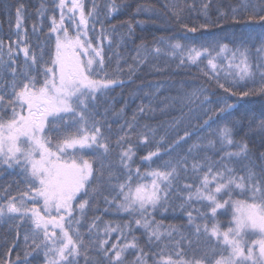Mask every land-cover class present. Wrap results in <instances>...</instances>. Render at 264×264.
<instances>
[{"label": "snow or ice", "instance_id": "snow-or-ice-1", "mask_svg": "<svg viewBox=\"0 0 264 264\" xmlns=\"http://www.w3.org/2000/svg\"><path fill=\"white\" fill-rule=\"evenodd\" d=\"M22 7L16 8L17 29L21 28ZM56 7L60 10V17L59 20L55 16L51 18L50 28V33L55 34L54 53L41 76L32 75L30 71L18 74L13 59L16 49L8 47V60L5 61L4 43L0 41V71H10L12 76L10 93L0 88V167L19 169V175L26 185V190L18 197L12 196L0 203V222H18L14 224L17 229L28 225L23 235V261L17 254L16 264H31L28 257L33 254L37 257L42 254L43 264H79L81 256L85 264H89V245L102 253L107 264H148V253L133 234V225L144 230L150 245H159L165 238L174 242V251L165 254L162 249L154 264H205V261L207 264H264V151H259L258 157L253 159L249 143L236 141L233 136L234 126L225 123L216 133L223 155L216 161H211L207 156L203 162L194 158L190 167L192 172L198 173L199 183H184L182 187L176 188L175 182L180 179L181 171L186 173L189 170L187 155H178L175 160L165 161L162 168L144 173H141L139 167L133 168L136 153L131 136L136 131L137 113L152 111L149 106L138 107L132 121L121 125L123 135L117 138L116 147L120 149L119 165L126 170L123 182L117 178V183L110 184L111 191L107 195H103L99 189H93L98 195H103L107 206L105 212L115 209L117 213H126L131 219L115 226L106 223L101 227L98 223L100 217H95L87 224L89 244L86 245L80 229L84 227L82 221L87 218V210L91 207L88 197L94 168L83 153L92 150L102 160L107 159L111 153L112 148L102 131V124L95 119L96 108L101 97L117 87H123L125 81L119 76L109 75L105 70L102 42L108 40L111 45L112 41L103 27V21L97 19L99 13L95 2L88 11L83 0H58ZM243 7L246 12L250 10L252 13L248 20L257 21L264 28V2L246 3ZM203 9L206 14L208 4H204ZM116 10L112 0L108 15ZM171 10L180 21L179 10L175 5L171 6ZM136 11L150 13L152 9L139 6ZM232 12V20L239 23L236 9L233 8ZM43 14L42 6L40 15ZM66 17L75 27L74 34H70L68 27H65ZM221 17L228 18L226 13L221 12L217 23ZM90 23L92 31H95V23L101 24L98 36L100 43L95 46L89 38ZM181 27L187 33H196L209 27V24L206 22L197 27L181 23ZM115 30L113 26L112 31ZM132 34L133 27L129 23L128 37L131 38ZM157 45L149 49L142 42V45L137 46L135 63L129 65V78L140 65L150 63L152 57H159L162 53L178 59L179 65L187 63L198 67L202 58H205L211 69L210 78L215 79L218 88L225 93L237 95L235 89L240 87L239 82H245V86L249 81L255 84L259 76V87L240 91L239 95H264V57H261L264 46L256 49L258 62L253 64L247 48L237 47L233 50L227 44L219 45L218 50L212 49L216 52L215 56L208 47L202 45L197 48L182 44L179 40L165 41L160 37ZM19 50L24 54L25 66L31 69L37 63L36 56L30 53L27 44ZM221 56L229 60V70L237 69L232 73L234 78L230 84L220 80L215 61ZM205 75L209 73L205 72ZM205 91L197 89L190 96L182 98V102L186 100L192 103L193 98L200 100L203 97L200 100L202 105L211 103ZM155 95V92L145 93L150 99ZM231 108L233 105L218 104L214 112L226 119L225 114L230 115ZM123 111L121 108L120 113ZM210 120L211 116L204 120V125H209ZM179 122L176 120L174 123ZM144 128L147 131L139 133L138 139L140 143L148 144L150 136L155 138L156 130L148 125H144ZM257 132L260 136L259 147L264 149V120L258 124ZM190 135L187 131L183 136L177 135L167 150L168 154L171 155ZM159 143L154 151L142 157V162H154L153 157H159ZM215 143L209 140L208 146L215 147ZM225 148H233L235 151H225ZM188 152L190 154L192 149ZM234 158L248 161L245 175H236L235 169L229 167L228 162ZM256 159L260 161L259 165ZM101 167H104L103 163ZM147 176L152 178L150 183L142 182ZM173 196L181 201L180 206L187 214L188 224L192 226L189 236L179 233L175 228L162 232L152 215L161 209L167 211ZM234 196L242 198L234 199ZM39 201H42V207L36 206ZM193 202L202 205V209L193 208ZM220 210L232 212V219L226 228L215 222L217 215L223 214ZM197 217L209 223H196ZM114 232L119 233L117 242L108 247L110 235ZM174 233L180 236L179 240L175 239ZM15 247L17 245L13 244L12 248ZM200 251L202 255L196 258L195 253ZM188 252L193 253L190 259H186ZM128 254L134 255L132 261L127 259ZM0 264L13 262L6 259L0 261Z\"/></svg>", "mask_w": 264, "mask_h": 264}, {"label": "trees", "instance_id": "trees-1", "mask_svg": "<svg viewBox=\"0 0 264 264\" xmlns=\"http://www.w3.org/2000/svg\"><path fill=\"white\" fill-rule=\"evenodd\" d=\"M86 11L91 10L93 2L97 6L99 13L97 19L103 21V27L111 36V45L108 40H104L103 55L105 57V70L109 75L119 76L124 80L123 87H117L110 91L106 96L100 98L95 119L102 124V131L108 137V142L112 148L107 159L102 160L93 154L92 150H85L84 158L93 164L94 177L91 188L89 189L91 207L87 210V218L82 221L84 227L80 229L84 234L86 245L89 244L87 235V224L91 223L95 217H100L98 223L101 227L106 223L113 226L117 223H125L131 219L126 213H117L115 209L105 212L107 207L103 200V195L111 191L110 184L117 183V178L123 182L125 171L119 165L118 153L120 149L116 147V140L120 135L121 125L125 122H131L134 113L140 106H149L153 110L143 114L137 113L136 131L131 136V143L136 155L133 157V168L139 167L141 173L156 168H162L165 161L175 160L177 156H188L189 170L185 173L181 171L180 179L175 182V187L180 188L184 183L198 184V173L191 171V164L195 158L203 162L204 157L211 161L219 160L223 155L220 152V144L217 138V129L225 123L233 127V136L236 141H245L249 143L252 149L253 159L258 157L259 151H264L260 146V136L257 132V126L261 120H264V95H249L243 97L239 95L240 91L248 88L259 87V76L256 77L257 83L251 81L239 82L240 87L235 91L237 95L225 93L218 88L216 80L210 78L211 69L207 65V59L202 58L199 66L192 64L179 65V60L168 54H161L159 57H152L150 63L140 65L134 75L129 78V65H134V58L137 55V46L146 43L149 49L158 46L160 37L165 41L179 40L182 44H188L200 48L202 45L209 48L212 55L216 52L212 49L222 44H227L229 49L237 47L247 48L250 52V59L253 64L258 62L256 49L264 46V28L257 21H249L248 16L251 11H245L243 5L246 3L260 4L264 0H114L117 10L108 15V7L112 0H83ZM58 0H0V41L4 43L3 59L8 60L7 49L9 46L16 49L13 53V59L16 61L14 67L17 73L30 71L32 75L41 76L43 68L54 53L55 34L50 33L51 18L53 16L59 20L60 10L56 7ZM208 4L205 14L203 5ZM21 9V28H16L17 17L16 8ZM167 5V7H166ZM175 5L179 10L180 21L173 15L171 6ZM43 6L44 14L40 15ZM139 6L150 7V13H137ZM236 9V17L239 23L232 20V9ZM226 13L227 19L221 17L217 23V17L220 13ZM208 23L209 27L200 29L196 33H187L181 27V23L189 26L199 27L201 24ZM133 27L131 38L128 37V24ZM115 26V32L112 31ZM95 31H92L90 23L89 38L92 39L94 46L100 43L98 36L101 29L100 23L94 24ZM187 37V39H185ZM19 40V45L17 41ZM30 49V53L36 56L37 63L31 69L24 64V54L19 49L23 46ZM164 47L163 45H159ZM187 58V53L184 54ZM264 57V53H261ZM219 68L220 80L223 83L230 84L233 81L232 73L237 69H228L229 60L218 57L215 61ZM30 63V62H29ZM160 70L157 71L155 67ZM208 72L209 75H205ZM12 80L10 71H0V88L6 93H10L9 83ZM197 89H204L205 95L211 103L201 104L200 100L193 98L194 102L188 103L182 98L188 97ZM153 93V98L145 96V93ZM224 103L233 105L229 110L230 115L225 114V118L215 114L214 110L218 104ZM123 108V113L120 109ZM212 109L213 111H207ZM207 111V115L205 114ZM211 116L209 125H204V120ZM179 120L178 124L174 122ZM214 121V122H213ZM144 125L156 130L155 138L150 136L148 144L139 142V133L147 131ZM125 130H127L125 128ZM74 131V129H73ZM187 131L191 135L186 137L181 146L168 154V149L177 135L183 136ZM163 137V140H161ZM209 140L215 141V147H209ZM160 146L159 157H153L154 162H142V157L149 151H154ZM127 146V145H125ZM192 149L189 154L188 150ZM225 151H235L233 148H225ZM104 167H101V164ZM229 167L235 169L236 175H245V166L248 161L233 159L228 162ZM256 164L260 161L256 159ZM111 166V167H109ZM259 171V167H257ZM111 173V175H110ZM151 177L143 178L144 183H150ZM93 189H99L103 195H98ZM26 190V185L19 175V169H8L7 166L0 167V203H4L9 197H18L21 192ZM227 198V197H225ZM234 199L242 197L234 196ZM181 201L173 196L171 206L167 211L163 209L153 213L155 221L161 226L164 232L169 228H175L179 233L189 236L192 232V226L188 224L186 212L181 208ZM193 208H201L202 205L193 202ZM223 214H218L215 222L222 227H227L232 219L230 210H220ZM196 217V212L193 211ZM18 223V222H14ZM196 223H209L200 217L196 218ZM14 224L0 222V261L11 259L16 264V256L19 254L23 261L25 245L23 235L28 225H22L17 229ZM133 234L139 238L140 245L148 253V264H154L158 259V254L163 249L165 254L174 251V242L163 239L159 245L148 244L147 236L142 228L133 225ZM103 235V233H101ZM119 233H111L108 247L117 242ZM175 239L180 236L174 233ZM123 242L122 240L120 241ZM16 244L14 249L12 245ZM167 245V247H166ZM203 249V245H202ZM87 255L89 264H107L102 253H99L95 247L89 245ZM193 253L188 252L186 259L192 258ZM202 251L196 252V258H200ZM133 254H128L127 259L132 261ZM218 258V257H217ZM28 260L31 264H43L44 258L40 254L38 257L33 254ZM79 264H85L83 256L79 258ZM205 264L207 262L205 261Z\"/></svg>", "mask_w": 264, "mask_h": 264}, {"label": "rangeland", "instance_id": "rangeland-1", "mask_svg": "<svg viewBox=\"0 0 264 264\" xmlns=\"http://www.w3.org/2000/svg\"><path fill=\"white\" fill-rule=\"evenodd\" d=\"M65 27H68L70 34L75 33V27L72 25L71 21L67 19V17L65 19ZM29 203H31V201ZM38 203L40 204V206H37V205L36 206L42 207V201H39ZM253 238H255V237H253Z\"/></svg>", "mask_w": 264, "mask_h": 264}]
</instances>
